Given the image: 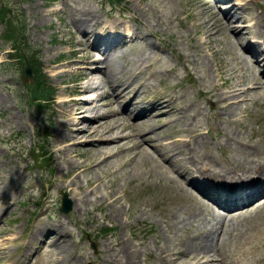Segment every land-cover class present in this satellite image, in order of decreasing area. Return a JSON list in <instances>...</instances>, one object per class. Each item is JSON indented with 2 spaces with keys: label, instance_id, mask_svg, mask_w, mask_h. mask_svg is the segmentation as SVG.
Masks as SVG:
<instances>
[{
  "label": "rangeland",
  "instance_id": "374dc122",
  "mask_svg": "<svg viewBox=\"0 0 264 264\" xmlns=\"http://www.w3.org/2000/svg\"><path fill=\"white\" fill-rule=\"evenodd\" d=\"M2 1L14 10L15 25L23 29V36L19 40L7 39L3 36L6 31L5 26L0 23L2 60L0 61V92L5 95L9 105L6 110L0 107V264H11L13 261L15 264H21L17 256L23 252L26 240L38 224L40 214L47 220L51 218L69 220L66 227L67 245L70 250L60 251L53 247L51 239H48L37 251L31 264H55L56 260H59L58 264H88L89 261L114 264L105 262L100 252H105L102 249L104 242L110 243L121 236L125 239L132 238L138 251L139 264H166L163 257L160 259L156 257L161 240L166 243L172 240L174 241L171 244L172 248L178 247V237L181 238L184 230L191 228L189 223L178 226L177 221L173 219L170 221L164 215L163 212H169L171 207L166 200L178 198L176 189L170 191L166 189L168 182L164 178L156 179L153 172L146 174L144 170L146 168L141 169L139 166L138 174L130 176H127L129 172L127 167L118 168L110 178H107V184L113 183L114 192L119 197V205L122 208V214L116 220L108 218V208L103 209L102 212L96 208L105 202L98 199L87 206L89 214L81 213L79 209L73 207L67 188L61 189L55 184L60 183L58 171L62 165L65 166V170L70 168L62 158L65 152L58 151L61 143L60 140L58 141L57 132L64 126L59 125L61 116L58 111L61 108L56 106L57 99L59 95L83 96L74 92L73 84L80 87L84 81L75 74L76 68H70L64 77V84L61 85L52 75L54 71L60 69L55 64H50L49 60H69L75 49L73 42L81 38V33L73 24L80 16L78 14L72 16L73 9H89L101 22L115 23L119 27L126 28L128 24L127 26H130L136 34L142 33L140 37L147 38L146 42L150 48H146L143 39L138 37L127 45L117 48L115 55L112 53L119 67L126 70L124 77L130 75V68H141L143 66L141 60L149 57L155 72L131 80L134 85L141 86L140 92L143 96L152 87L162 90L164 86L173 85L176 95L184 98L182 99L184 103L187 102L186 110L191 108L192 103H199L198 109L193 108L189 112L192 117L186 115L187 120L171 118L164 128L154 130L153 136L162 137L163 140L171 135L187 137L188 133H195L196 125H199L198 130L205 136L206 142L192 151L200 157L205 160L208 159L207 156L213 157L214 160L222 159L223 163L226 165L227 162L229 166L238 163L247 165V161L253 159V162L261 164L263 162L256 161L258 159L256 156L246 157L238 149L221 140L220 134L224 125L218 122L215 116L222 117L224 111L213 112L204 95L198 93L199 88H206L212 80L219 82L213 58H217L222 64H227L228 57L225 55L226 52L216 51L215 46L222 44V35L218 34L217 37L213 36L212 40L213 44L216 43L213 47L216 56L211 55L205 45H201L199 51H204L203 55L206 56L201 58L202 55L197 54L195 48H192V45L198 41L195 26L209 15V10L205 12L206 7L214 11L218 5L225 6L215 0H139V3L137 0H0V3ZM249 1L251 9L242 10L239 16L247 23H252L253 17L259 15L258 25L264 30V0ZM143 6L145 12L142 10ZM51 9L54 12H51ZM119 16L122 19L118 18ZM200 25L203 27L205 24L200 23ZM88 45L89 43H84L83 47L90 48ZM12 46L17 47V52L12 53ZM19 54L28 58L13 59ZM54 57L55 59H52ZM30 60L40 65L49 88L55 90L51 95L53 100L51 99L44 107L30 100L27 87L22 81L24 63ZM236 69L237 67H233V70ZM209 73L210 77H208ZM224 76L226 74L222 77ZM102 79L104 81L102 90H106L108 84L103 76ZM242 98L243 112L236 108L233 112L236 114L230 118L227 116V119L233 120L240 114L247 115V118L241 119L239 126L236 122H232L227 128L237 137L249 138L257 143L259 138L264 136V97L254 102H250V95ZM12 113L18 114L22 122L11 120ZM206 129L215 133L217 131L218 135L208 136L204 132ZM43 143H46L44 149L35 150ZM178 143L170 142L169 145L177 152L189 149L186 142ZM42 151L45 156L39 157ZM124 155L125 152L117 154L114 159L122 158ZM94 159L95 156L89 153L88 162H93ZM4 160L5 163L2 162ZM145 163L151 166L148 160H145ZM104 167L106 168V165ZM96 171L99 169L94 166L89 169L87 175L96 178L98 176ZM80 179L83 182L81 187H85L83 178ZM99 181L101 184L105 181L101 173ZM64 193L71 203V208L66 213L59 210ZM163 206L165 209L162 208ZM75 219L78 221L74 222ZM260 222L254 221L253 217L248 218L241 224V233L243 240L253 239L256 233L261 234L260 242H257V251L259 255L264 256V233L258 231L262 229L259 226ZM235 245L240 247L241 242H236ZM233 247L234 245L230 246V249ZM70 252L73 254H68ZM62 257L64 259H61Z\"/></svg>",
  "mask_w": 264,
  "mask_h": 264
},
{
  "label": "bare ground",
  "instance_id": "6f19581e",
  "mask_svg": "<svg viewBox=\"0 0 264 264\" xmlns=\"http://www.w3.org/2000/svg\"><path fill=\"white\" fill-rule=\"evenodd\" d=\"M215 1L225 7L218 5L214 11L209 7L205 8V12L209 10L210 13L199 21L205 24L203 27L200 23L195 24L198 41L192 48H195L197 54L202 55L201 58H206L203 55L204 51H199L201 45H205L213 56H216V51L226 52L228 63L222 64L217 58H213L219 82L212 80L206 88H199L198 93L204 95L213 112L224 111L222 117L215 116L216 120L224 125L220 134L221 140L238 149L246 157L254 155L258 158L256 161L263 162L258 164L253 162V159L247 161V165L234 164L233 169L242 170L247 177H264V136L255 143L249 138L237 137L227 128L232 122L239 126L241 119L247 118V115L240 114L229 120L236 114L233 113L236 108L243 112L242 97L250 95V102L264 97V46L256 43L258 38H263L264 30L258 25V22L260 23L258 15L253 17L252 23L243 22L239 16L242 10L248 9L247 0ZM73 10L72 16L74 14L80 16L73 24L81 33V38L73 42L75 49L69 60L50 59L49 63L60 69L54 71L52 75L61 85L64 84V77L70 68H76L75 74L84 83L80 87L73 84V89L75 93L83 96L59 95L57 99L56 106L61 108L58 111L61 116L59 125L64 126L57 132L58 141L61 143L58 151L63 150L66 153L62 158L70 168L65 170V166L62 165L58 171L60 183L55 184L61 189L67 188L73 207L79 209L81 213L89 214L87 206L98 199L105 202L96 208L101 212L108 208V218L116 220L121 216L122 208L119 205V197L114 192L113 183L107 184V178L121 167L129 169L127 176L137 175L138 166L141 169L146 168L144 169L146 174L153 172L156 179L164 178L168 182L166 188L168 191L176 189L178 198L166 200L171 207L169 212H163L164 215L170 221L172 219L177 221L178 226L189 223L191 228L184 230L181 238L178 237V247L172 248L171 244L174 243L172 240L167 243L161 240L156 254L158 259L163 257L166 264H264V256L259 255L257 251V242H260L261 234L256 233L253 239L243 240L241 233V224L250 217L256 222L261 221L259 226L262 229L258 231L264 233V183L261 181L259 186H255L250 194L238 202L216 196L214 193L217 192L231 197L235 194L233 191H238L232 187L228 177L233 169L227 162L225 165L222 159L214 160L213 157L207 156L208 159L205 160L193 154V149L206 142L205 136L198 130L199 125H196L195 133H188L186 138L168 139L176 143L177 141L188 143L189 149H182L180 152L167 144V141L161 143L153 136L154 130L164 128L171 118L187 120L186 115L192 117L189 112L193 108L198 109L199 103H192L191 108L186 110L187 102L184 103L182 101L184 98L176 95L173 85L164 86L162 90L152 87L143 96L140 92L141 86L134 85L132 81L146 73L152 75L155 72L150 58L141 60L143 65L141 68H130V75L124 77L126 70L119 67L112 53L115 55L117 48L138 37L143 39L146 48H150L146 42L147 38L140 37L142 33L136 34L127 26L128 24L123 28L115 23L101 22L89 9ZM142 10L146 11L144 6ZM50 11L54 12L53 9ZM218 34L222 35L221 46L212 43L213 36L217 37ZM84 43H89L90 48H84ZM214 46L216 51H213ZM233 67L237 69L233 70ZM223 74L226 76L222 77ZM102 76L108 84L106 90H102L104 85ZM0 107L4 110L9 107L5 95L1 92ZM10 119L22 122L18 114L12 113ZM205 133L208 136L218 135L217 131L215 133L209 129ZM124 152V157L114 159L117 154ZM89 153L95 156L94 161L90 163ZM68 155L70 156L66 159ZM145 160L151 162L150 167L146 165ZM2 162L5 163V160ZM105 165L106 168H103ZM94 166L99 169L96 171L98 179L87 175L89 169ZM100 173L103 178L105 177L102 184L99 181ZM80 177L83 178L85 187H81L83 182ZM208 179L211 183L206 181ZM249 185L245 183L241 188L247 189ZM207 186L208 188H205ZM98 193L100 195H97ZM162 208L165 209V206ZM41 215L37 226L32 229L26 240L23 252L17 256L21 264H24L23 262L31 264L37 251L48 239H51V245L60 251L70 250L67 245L66 227L69 220L60 218L47 220ZM236 242H241L240 247H236ZM232 245L234 247L230 249ZM102 246L105 252L101 251L100 256L105 262L139 264L138 251L132 238L125 239L121 236L110 243L104 242ZM68 254L72 255L73 252ZM58 262L59 260H56L55 264ZM11 264H15V261Z\"/></svg>",
  "mask_w": 264,
  "mask_h": 264
},
{
  "label": "trees",
  "instance_id": "16d2710c",
  "mask_svg": "<svg viewBox=\"0 0 264 264\" xmlns=\"http://www.w3.org/2000/svg\"><path fill=\"white\" fill-rule=\"evenodd\" d=\"M14 14V10L9 8L8 4L2 1V3L0 4V23L3 24L6 29L3 36H5L9 40H19L21 36H23V29L15 25L16 19L13 17ZM13 49L17 50V47H14ZM19 57L23 58V55L19 54ZM30 63L33 69L34 82L31 85L27 86L29 97L33 102L41 103L44 106V103L49 101L48 94L50 93V91L48 89V84L46 82L45 75L42 73L43 71L42 68H40V65L36 64V62L33 60H31ZM45 146L46 143H43V145L35 150H42L45 148ZM40 154V157H42V155L45 156V153H43V151L40 152Z\"/></svg>",
  "mask_w": 264,
  "mask_h": 264
},
{
  "label": "water",
  "instance_id": "95a60500",
  "mask_svg": "<svg viewBox=\"0 0 264 264\" xmlns=\"http://www.w3.org/2000/svg\"><path fill=\"white\" fill-rule=\"evenodd\" d=\"M23 81L25 83L27 82H32L33 81V75H32V69L31 66H27L24 70H23V77H22ZM71 208V203L69 201V199L67 198V195L64 194L63 198H62V204L60 207V211L63 213H66L67 211H69ZM91 264V263H90ZM95 264V263H94Z\"/></svg>",
  "mask_w": 264,
  "mask_h": 264
}]
</instances>
